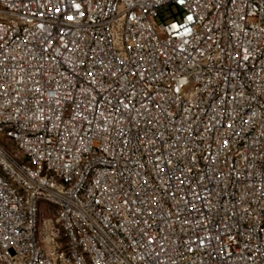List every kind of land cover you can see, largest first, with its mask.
I'll list each match as a JSON object with an SVG mask.
<instances>
[{"label": "built area", "instance_id": "built-area-1", "mask_svg": "<svg viewBox=\"0 0 264 264\" xmlns=\"http://www.w3.org/2000/svg\"><path fill=\"white\" fill-rule=\"evenodd\" d=\"M0 264H264V0H0Z\"/></svg>", "mask_w": 264, "mask_h": 264}, {"label": "rangeland", "instance_id": "rangeland-1", "mask_svg": "<svg viewBox=\"0 0 264 264\" xmlns=\"http://www.w3.org/2000/svg\"><path fill=\"white\" fill-rule=\"evenodd\" d=\"M48 210H49L48 207L43 208L42 218L48 219L49 217H51V213Z\"/></svg>", "mask_w": 264, "mask_h": 264}]
</instances>
